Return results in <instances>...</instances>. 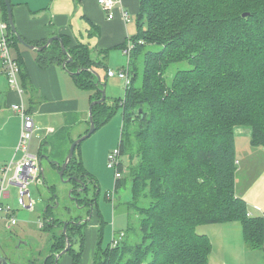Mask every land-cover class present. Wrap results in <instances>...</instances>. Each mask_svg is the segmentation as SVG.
<instances>
[{"label": "trees", "instance_id": "trees-1", "mask_svg": "<svg viewBox=\"0 0 264 264\" xmlns=\"http://www.w3.org/2000/svg\"><path fill=\"white\" fill-rule=\"evenodd\" d=\"M0 3L7 15L5 1ZM137 27L129 61L131 83H124V98L93 107L97 129L122 106L121 154H126L125 130L141 144L140 162L127 172L133 188L127 204L129 223L119 236L113 231L112 238L119 239L116 247L103 248L105 222L98 213L92 264H142L149 256V264H209L212 241L197 228L230 221L242 223L250 247H264V216L252 215L236 188L239 158L234 132L238 125L250 126V144L264 148V0H141ZM8 30L10 44L16 46L19 41L9 22ZM61 38L73 57L67 67L84 68L71 74L76 85L96 89L100 98L90 69L104 68L106 80L107 65L88 44L69 46L71 40ZM66 57L55 40L39 51L37 61L47 67L63 64ZM14 59L27 88L23 62L19 56ZM202 142L205 145L198 147ZM185 151L192 153L185 157L187 163ZM51 170L57 173L55 163ZM75 172L88 174L76 153L64 177ZM127 174L117 179V187ZM49 181L46 178L53 202L56 190ZM81 234L80 251L70 253L72 264H80L84 253L85 231ZM60 239L55 251L65 246L64 235ZM50 260L53 257L45 263Z\"/></svg>", "mask_w": 264, "mask_h": 264}, {"label": "rangeland", "instance_id": "rangeland-1", "mask_svg": "<svg viewBox=\"0 0 264 264\" xmlns=\"http://www.w3.org/2000/svg\"><path fill=\"white\" fill-rule=\"evenodd\" d=\"M126 58L127 66L129 57L127 56ZM139 70H143V65L141 63ZM107 81L109 84L107 102L109 105H114V101L123 99L125 96L124 81L117 76H108ZM81 91L85 96L89 94V91L87 90L82 89ZM89 106L90 100H87L86 116L88 117L86 119L88 120L87 125L83 127L84 130H82V127H79L80 124L72 125L68 129L69 132L66 133L67 140H65L63 144L57 142L58 146H56L55 150H49V143H44L42 146L40 145V168H45L46 178L50 180L49 182L55 185L58 197L55 196L56 199L52 204H55L57 200L59 201V205L57 207H49L45 212L47 197L50 195V192L45 184H43L41 178L36 179L29 185L30 195L33 200H35L32 203V206H30L28 195H25L26 205H20L18 203L19 190L15 185L9 187L11 196L3 199L5 206H10L15 210L14 217L18 221L17 224L12 225L10 229H5L3 234L2 232L0 233V253L11 254L13 261L12 264H43L41 261L51 240L53 238L56 239L60 234L64 235L63 230L61 233V230L58 229L61 225L57 223V219L61 220L67 217L68 212L64 205L69 204V200L71 201L69 191L74 183L71 181L67 183L64 182L59 174L53 172L51 170V160H56L58 158V161L62 163L69 152L72 142L89 130ZM119 107L120 108L116 110L108 122L97 128L94 133L81 141L75 151L76 156L81 154L84 161L88 163L90 173L94 177L95 175L98 176V178L95 177L98 180L96 206L99 205L105 222L103 228V248L112 245L113 231L119 236L128 226L129 212L127 204L128 201L131 202L133 199V188L132 180L127 172L131 171L133 166H136L140 162V156H137V154L141 151V144L136 137H133L130 131L125 130L123 149L126 151V154L123 153L121 156V166H125L123 168V173H126L128 177H123L122 180L124 183L117 188L115 168L108 166V155L106 151L114 145L115 141V148H117L120 141L123 124V108L121 105ZM5 120L6 118L3 119V122H5ZM16 130L17 123H13L9 120L6 121L4 130L5 134H7V131L14 133ZM251 131L252 128L246 125H238V127L236 126L234 128V132L236 133L235 136L237 135V158L241 161L240 164L238 162L236 173V188L240 194L251 191L254 183H258L260 179L264 177V148L253 147L250 144V136H247L246 132L251 134ZM79 134L81 135L78 136ZM199 144L198 147L205 145L203 142ZM59 146L61 147V150H59ZM31 150L35 153H38L39 151L36 135L33 136ZM134 154H136V156H134ZM191 154L192 153L189 151H185L184 161H186V163L187 160L185 157ZM207 172L210 176L213 175L212 165L209 163L207 164ZM89 194L93 195L91 192ZM250 209L258 211L253 206H250ZM81 211L83 212L84 209ZM74 212L79 214L78 212L80 211L78 209L74 210L70 215L73 216ZM253 213L256 216L261 215V212L259 211ZM84 214L85 212H83L82 215ZM4 216L5 212H1L0 217ZM95 217L96 216H93L92 220H95ZM51 218L53 219L51 220ZM2 224L3 222L1 219L0 225ZM76 224H78V222ZM83 226L84 225L79 226L80 232L74 237H72L71 234L69 235L70 231H68V235L71 236L73 244L71 246L72 250L70 248L67 253L80 251L82 246L81 242L83 241L81 238ZM197 230L200 233L207 234L212 241L213 248L209 264H241L240 262H243L244 264H264V247L252 248L248 245L241 222L230 221L202 224L198 226ZM89 236L90 238H93V228L89 229ZM64 241L66 246L65 238ZM131 242H134L133 238L131 239ZM62 249H60V251ZM150 260L151 256H149L142 264H149Z\"/></svg>", "mask_w": 264, "mask_h": 264}, {"label": "crops", "instance_id": "crops-1", "mask_svg": "<svg viewBox=\"0 0 264 264\" xmlns=\"http://www.w3.org/2000/svg\"><path fill=\"white\" fill-rule=\"evenodd\" d=\"M10 2L16 28L28 43L40 45L52 35H59L71 40L69 46L77 42L88 44L92 54L103 61L108 70H118L126 66L125 43L129 37L137 34V15L140 12L141 0H121L114 8L113 18H109L102 9L100 0H10ZM126 13L129 14V18L125 17ZM2 17L8 20V14L6 15L4 11ZM10 49L13 57L17 59L19 56L23 62L30 85L27 88L24 86L25 79L19 72L20 86L23 90L22 94H19L16 89L9 86L7 75L0 74V165L20 157V153H16L15 150L20 136L21 118L13 111L11 107L13 103L22 101L33 117L35 124L33 136L36 135L38 139L39 151L35 153L31 150V141L30 152L39 156L44 143L50 144L49 150H55L59 142L63 144L72 125L80 124L79 127L84 130L83 127L87 125L88 120L87 100L91 103L97 96L96 89L87 90L89 94L83 95L82 89L76 85L73 76L63 64L40 66L37 61L39 50L30 49L20 42L16 46L10 44ZM96 69L103 76L106 74L104 68ZM106 82L109 91L107 78ZM8 120L17 123V130L14 133L4 132ZM246 134L250 136L249 132ZM115 142L113 148L116 147ZM112 147L106 151L107 155ZM82 159L85 172L93 178H98L90 173L88 163L83 157ZM238 162L240 164V159ZM263 178L254 183L251 191L239 193L247 201L252 215H255L253 212L259 211L264 216ZM49 197L50 195L47 200ZM250 206L258 211L250 209ZM98 213H101L99 205L93 214L96 216L95 220L91 219L84 229L86 245L80 264H92L98 238ZM90 228H93V238L89 236ZM60 264H72L70 253L61 256Z\"/></svg>", "mask_w": 264, "mask_h": 264}, {"label": "built area", "instance_id": "built-area-1", "mask_svg": "<svg viewBox=\"0 0 264 264\" xmlns=\"http://www.w3.org/2000/svg\"><path fill=\"white\" fill-rule=\"evenodd\" d=\"M121 0H100V5L104 11L108 14L109 18L114 17V8ZM126 18H129V14H125ZM141 42V41H140ZM135 42L132 37H129L126 41L124 51L126 55L130 57L135 47ZM0 74H6L8 84L11 88L16 89L19 94H22L23 90L20 86L19 79V65L14 59L10 49V35L8 30V22L2 17V7L0 3ZM129 61L126 67L113 70L109 69L108 76H118L124 80L125 86H129L131 83L130 66ZM14 112L18 113L21 117V129L19 141L16 146V153H20V157L17 160H11L10 162L0 165V213L5 212L2 219L3 224L0 225V233L5 229H10L12 225L17 224V219L14 217L15 210L10 206H5L3 203L4 198L11 196L9 187L15 185L19 190L18 203L20 205H26L25 195L29 196L30 206L35 201L30 195L29 185L31 182L40 178V163L39 156L30 152V145L34 135L35 124L31 113L25 108L23 102L13 103L11 105ZM121 148L120 145L117 148L111 150L107 156L108 166L115 168V178H121L123 171L120 170L121 165ZM113 198V197H112ZM29 206V207H30ZM119 239L112 238V247L117 246ZM5 255V254H3Z\"/></svg>", "mask_w": 264, "mask_h": 264}, {"label": "water", "instance_id": "water-1", "mask_svg": "<svg viewBox=\"0 0 264 264\" xmlns=\"http://www.w3.org/2000/svg\"><path fill=\"white\" fill-rule=\"evenodd\" d=\"M4 1H5V4H6V7H7L8 21H9V25L11 27V31L17 36V38H18L20 43H22L23 45H25L26 47H28L30 49H36V50L41 51V50L49 47L55 40H58L60 42L62 51L67 56L65 61H64V63H63L64 68L70 74L79 73L82 69H84V68H78L77 70L72 71V70H70L67 67V64L73 60V57H72V55H70V53L68 51V48L65 46L62 38L59 35H52L51 37L48 38L47 42L45 44H43V45H34V44L28 43L22 37V35L18 32V30L16 28V25H15V22H14V17H13V12H12V5H11L10 0H4ZM90 70L97 77V85L99 86L98 89L101 91V97L93 99L91 101V103H90V106H89V119H90L89 130L85 134H83L82 136L78 137L77 139H75L72 142V144L70 146V149H69V152H68L67 156L65 157V159H64V161L62 163L60 161H58V160H51L52 163L56 164L57 173L59 174L60 178L66 183L71 181V180L81 181L77 177L65 178L64 177V173H65V170L67 169L70 161L72 160V158L74 156L75 149H76L77 145L81 141H83L84 139L89 137L96 130V121H95L94 114H93L94 105L100 104V103L104 102L107 99V82H106V80L102 79V74L98 70H96V69H90ZM40 163H41V157H40ZM41 179L43 181V184H45L46 188L48 189V191L51 192L50 189H49V185L46 184V174H45V168L44 167H41ZM55 196H56V194H55ZM58 205H59V201L56 200V203L52 204L51 200L48 199L47 200V206L45 208V212L47 211V209L49 207H57ZM52 219L53 218H51V220ZM87 220L90 221L91 220V216H90V218L88 217ZM78 224H80V222H78ZM67 226H68V222L64 221L63 222V232H64V235H65L66 246L60 252H58V254L56 256V263L57 264H59L61 256L66 254L67 252H69V250L71 248V240H70V237H69L68 232H67ZM0 264H12V261L9 258V256H7L6 254L5 255L0 254Z\"/></svg>", "mask_w": 264, "mask_h": 264}, {"label": "flooded vegetation", "instance_id": "flooded-vegetation-1", "mask_svg": "<svg viewBox=\"0 0 264 264\" xmlns=\"http://www.w3.org/2000/svg\"><path fill=\"white\" fill-rule=\"evenodd\" d=\"M39 163H40V155H39ZM69 177H77L79 178L81 181H75L73 187L70 189L69 191V196L70 199L72 201L69 200V204H65V209L68 212L67 213V217L61 219V226H59L58 229L63 230V222L67 221L68 222V226H67V232L70 231L69 234H71L72 237L76 236L77 234H79L80 230H79V226L84 225L83 229L85 228L86 224H88L90 221L87 220V218L91 216V219L93 217V214L95 213V209H96V202H97V188H98V180L96 178L91 177L90 175L83 173V172H75V174L70 175ZM72 181V180H71ZM92 193L93 195H90L89 193ZM54 193L52 197H55ZM55 201V199H53V202ZM79 210L80 212H78L79 214H76L74 212L73 216H71L70 214H72V212L74 210ZM83 212H85L84 215L83 212L81 210H83ZM77 222H80V225L76 224ZM64 233V232H63ZM62 235L60 234L56 239H52L47 250L46 253L44 255L43 258H45V261L43 264H46V259H50L53 257L54 261L51 262V260L47 263V264H57L56 263V256L58 254V252L60 251L57 250L55 251V246H57L59 244V241L61 240L60 237ZM70 236V239L72 241V238ZM65 238V237H64ZM29 244V243H27ZM73 244V241L71 242V246ZM7 256H9V258L12 261V255L7 253ZM20 256V254H19ZM13 263V261H12Z\"/></svg>", "mask_w": 264, "mask_h": 264}]
</instances>
